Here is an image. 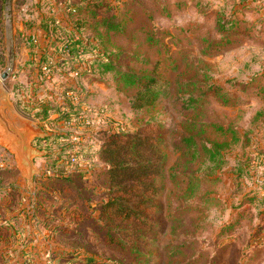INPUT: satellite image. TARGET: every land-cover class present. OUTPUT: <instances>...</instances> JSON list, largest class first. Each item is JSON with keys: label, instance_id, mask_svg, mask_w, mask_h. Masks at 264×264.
I'll return each instance as SVG.
<instances>
[{"label": "rangeland", "instance_id": "rangeland-1", "mask_svg": "<svg viewBox=\"0 0 264 264\" xmlns=\"http://www.w3.org/2000/svg\"><path fill=\"white\" fill-rule=\"evenodd\" d=\"M75 1L78 9L70 13L71 28H78L75 20L84 18L86 23L78 31L97 39L106 61L171 82V96L155 107L133 108L138 87L123 83L118 72L104 71L102 64L88 61L82 66L77 61L68 65L65 56L59 58L64 49L57 38L69 36L63 32L70 29L57 14L73 0H0V76L9 73L3 81L6 97L49 135L74 133L81 137V144H102L108 132L101 130V124L90 128L76 119L70 126L39 122L23 112L33 91L47 99L53 111L60 109L61 100L70 104L82 96L86 117L96 120L91 110L101 108L115 129H141L162 137L166 143L157 151L166 155L163 175L158 178L162 191L145 223L103 217L102 203L110 188L105 162L86 152L67 171L69 180H63L46 169L49 151L44 149L46 155L34 163L41 168L38 186L45 189H33L31 195L24 189L19 195L7 185L3 195L12 196L8 208L19 210L27 220L32 214L33 224L43 222L50 227L53 252L40 250L43 258L38 251L35 258L28 247L22 260L13 262L264 264V239L256 231L262 196L254 194V202L242 209L239 198L250 193V182L233 174L240 145L251 139H256L255 147L258 141L264 142V50L261 40V46L256 42L258 25L251 28L250 22L243 23L233 9L223 11L220 0H93L100 7L94 10L91 4L90 9L99 19L114 15L123 26L107 31L88 12V2ZM231 17L236 23L227 26ZM45 24L61 26L60 35L47 40L42 30ZM47 50L58 56L54 57L60 60L56 66H62L45 65L52 70L49 80L43 78L42 69L37 75L33 64ZM77 68L82 69L79 76L74 74ZM190 96L200 102L194 109H182ZM185 135L195 136L211 151L218 144L220 154L213 157L200 145L185 150L183 143L177 145ZM16 166L14 154L0 146V175L19 176ZM33 234L37 244L33 248L47 245L44 237Z\"/></svg>", "mask_w": 264, "mask_h": 264}, {"label": "trees", "instance_id": "trees-1", "mask_svg": "<svg viewBox=\"0 0 264 264\" xmlns=\"http://www.w3.org/2000/svg\"><path fill=\"white\" fill-rule=\"evenodd\" d=\"M78 1L88 2L86 8L90 13L100 7V4L94 3L93 0ZM91 4L94 10L90 9ZM69 5L71 6H68V8L76 9L77 11V1L69 2ZM93 17L97 18V25L104 27L107 31L123 28L114 15L103 16L99 19L94 14ZM75 21L76 25L79 24V29L77 27L70 30L65 29L63 33L69 36L57 38L61 39L64 49V55L59 58L65 56L66 64H74L77 61V64L82 66L81 63L84 64V62L88 61L102 64L104 71L118 72L123 83L128 86L138 87V92L132 101V107L136 109L158 106V104L171 96L173 90L171 82L158 78L154 74H139L134 71L124 70L115 66L113 62L106 61L105 52L101 50L97 39L83 37L81 35L82 32L78 31L81 30V26L85 25L86 20L81 18ZM60 27L54 25L53 28H50L49 24L43 25L47 40L52 39L53 36L60 35L61 31L58 29ZM221 29L225 31V25L221 26ZM54 57L58 56L48 50L42 52V55L33 63L35 64L36 74L40 75V70L46 64L60 69L62 66H56L60 60H56ZM90 65V68L93 67V64ZM32 93V99H30L28 106L24 108L25 111L23 110V112L39 122L59 121L70 125L68 122L77 119L78 113L82 112L81 106L83 103L77 107L74 102H70V104L66 102V109L63 108L64 104L57 103L60 105V109L53 111L47 99L35 95L34 91ZM179 99L177 98V101ZM227 100L226 98L224 99L225 103H227ZM197 102H200L199 98L190 96L182 102V109H194L197 106ZM55 115L57 116L53 118ZM73 135L75 134L52 132L45 138L34 139L33 144L35 146L49 151L45 159L47 160L46 169L52 171L51 175L63 180H69V172L66 170V165L70 160L72 150L78 154L80 159L83 158L86 152L93 153V156L98 155L106 164L110 183L109 196L102 203L101 216L119 221L135 220L143 223L147 222L148 215L157 208L156 197L162 191L158 178L163 175L166 155L157 151L166 143L165 140L156 134H148L141 129L136 131L116 129L108 133L107 140L102 144L90 142L91 144L77 145L76 142L71 141ZM179 143H183L185 146L183 148L187 151H190L194 146L200 145L204 151L211 153L213 157L217 153L220 154V146L218 144L211 151L207 144L198 141L192 135H185L177 142V145ZM37 178L38 176L35 177V181Z\"/></svg>", "mask_w": 264, "mask_h": 264}, {"label": "crops", "instance_id": "crops-1", "mask_svg": "<svg viewBox=\"0 0 264 264\" xmlns=\"http://www.w3.org/2000/svg\"><path fill=\"white\" fill-rule=\"evenodd\" d=\"M73 1L75 2V0ZM219 2L223 11H226V9L227 10L233 9L234 12H238L239 15L238 18L242 19L243 23L250 22L251 28H254V25H258V28H260V30H257L255 28L257 34L256 42H257V46L259 45L261 46L260 44V40H261V43H263L262 50H264V4L262 3V1L261 0H220ZM68 6H71L69 5V2H67V4L65 3L64 6L60 8V12L59 14H57V17H59V21H61L62 25H67L69 26V29H71L70 26L72 24V18L70 14L71 8H68ZM233 19L235 18L231 17L225 22L227 26L236 23L235 22L236 20ZM226 24H225V28H227ZM245 134L246 133H242V138L243 135L245 138L246 136ZM247 135L250 136V133ZM251 140L245 145H240V149H238V151H241V153L237 154L233 160V165H234L233 169L235 171L233 172V174L236 178H238V180L242 182L244 180H248L250 182V187L248 190V192L250 193L248 194L243 193V195L239 198V203L242 209L243 207H245V206L242 207V205L244 204L247 205V203L252 204L254 202V197H257L254 194H261L262 196L261 201L263 203V206L259 210V215H258L259 222L256 226L257 229L256 231L258 232V235L263 236L264 239V172L260 170V168H264V142L258 141L257 146L255 147L252 146V143L256 139H254L253 141ZM240 142L243 143V141ZM19 172H20L19 176H13L11 178H8L7 176L4 175H0V260H2L0 264H18V263H14L13 261L15 259L20 260V258L22 260V256L25 254V251H28L27 250L28 247L30 249L29 252H32L31 253L32 256L36 258L37 257L36 253L38 251L37 255L43 258L41 255H39L40 254L39 251L43 250L41 253L43 254L47 253L51 255V253L53 252V245L55 244L53 238L54 233L50 231V227L47 224L43 222L39 223V225L36 223L33 224L31 222V218H28L27 220V218H25L23 214H19V210L14 211L15 209L13 210L11 208H8L11 201V198L9 197L12 196L6 195L7 193L3 195L5 186L8 185L9 186L8 190L12 191V193L18 191L19 195L23 194L24 189H26L27 191L26 195L28 194L31 195L33 192H35L33 191V189L34 190H37L39 188L45 189L44 186L43 187L38 186V180L40 178H37L36 181L34 178L33 186L32 188H30L28 184V179L23 176L20 170ZM7 198H9V200ZM14 204H13V208H15L17 203H15L14 201ZM33 233H35L37 236L44 237L46 239L45 244L47 245L33 248L34 244L37 245L35 243ZM26 236H29L28 241H26ZM27 243H29L28 246ZM58 243L60 245L59 240L57 244ZM58 247L61 250V247L60 246ZM50 249H52V252L50 251ZM3 260L6 261L3 263ZM33 260L36 261L35 259ZM46 260L48 259L46 258Z\"/></svg>", "mask_w": 264, "mask_h": 264}, {"label": "water", "instance_id": "water-1", "mask_svg": "<svg viewBox=\"0 0 264 264\" xmlns=\"http://www.w3.org/2000/svg\"><path fill=\"white\" fill-rule=\"evenodd\" d=\"M8 75L5 72L0 76V146L14 154L17 168L32 188L35 176L41 172L34 163L35 158L46 155V150L35 147L33 141L35 138H45L49 133L19 113L7 99L3 81Z\"/></svg>", "mask_w": 264, "mask_h": 264}, {"label": "built area", "instance_id": "built-area-1", "mask_svg": "<svg viewBox=\"0 0 264 264\" xmlns=\"http://www.w3.org/2000/svg\"><path fill=\"white\" fill-rule=\"evenodd\" d=\"M261 1L264 4V0H261ZM70 11L75 12L76 9H70ZM81 72H82V69L77 68V71H75L74 74L79 76L81 74ZM42 76H43V78H46L47 80L51 79L52 78L51 68H49L48 66H43L42 67ZM66 94H67V92H66ZM68 95H72V93L68 92ZM61 102H63V103H61ZM61 102H58V103H60L61 105H63V104L65 105V103H66L65 100L64 101L61 100ZM73 102L78 107V105L83 102V97L77 96V98H75V101H73ZM65 107H66V105L63 106L64 109H66ZM81 109H82V112L78 113V115H77V119H76L77 122L81 121L82 123L86 124L90 128L93 127L94 125H96L97 123L101 124L102 125L101 130H103V131L106 130V132H108V133L116 130L114 124L109 120V116L105 115L101 108H93L91 110L92 116H94V118L97 121L92 119V118L86 117V109L87 108H85L84 105L81 106ZM56 116L57 115H55L53 118H55ZM68 124L74 125V122L70 121V122H68ZM71 141L76 142L77 145L78 144L80 145L82 143L81 137L78 136L77 134L72 136ZM70 154H71L70 160L67 162V165H66L67 171H70L71 167L76 165L78 163V160H79L78 154L74 150H72ZM29 218H32V214L29 215Z\"/></svg>", "mask_w": 264, "mask_h": 264}]
</instances>
